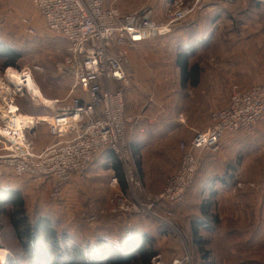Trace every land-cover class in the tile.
I'll list each match as a JSON object with an SVG mask.
<instances>
[{
  "label": "built area",
  "instance_id": "2783aa9c",
  "mask_svg": "<svg viewBox=\"0 0 264 264\" xmlns=\"http://www.w3.org/2000/svg\"><path fill=\"white\" fill-rule=\"evenodd\" d=\"M30 4L44 25L67 43L68 55L56 68L71 80L74 95L45 122L53 142L36 150L37 143L28 139L36 118L23 115L17 102L24 93L36 96L34 80L21 75L22 83L16 85L9 76V71L15 70L7 68L0 74V165L20 178L47 180L51 197L59 200L73 175L85 172L104 150L112 151L123 164L128 194H113L107 209L81 211L89 224L106 216L137 214L168 225L163 216L171 215L184 202L203 153L219 152L225 134L251 131L264 120V85L232 84L227 104L210 114V127L179 144V165L164 188L150 194L133 172L126 137L125 102L134 92L126 56L138 44L169 34L185 20L186 5L157 21L146 12L123 14L106 6L105 0H30ZM30 21L23 19L21 24L25 33L34 37ZM116 184L117 179H112L110 185ZM181 243L183 253L168 264L191 263L192 250L185 238ZM2 247L0 233V250ZM150 264L165 263L155 253Z\"/></svg>",
  "mask_w": 264,
  "mask_h": 264
},
{
  "label": "crops",
  "instance_id": "0c3cea01",
  "mask_svg": "<svg viewBox=\"0 0 264 264\" xmlns=\"http://www.w3.org/2000/svg\"><path fill=\"white\" fill-rule=\"evenodd\" d=\"M202 5L204 6L199 8L197 17L207 16L212 22L209 23L212 27L221 23L220 20L223 17L230 21V59L228 63H225L226 66L228 65L229 71L227 67L225 69L223 64H220L215 71L210 73L207 82L203 78L202 71L198 87L186 86L183 88L180 83V70L176 64L174 73L164 74L165 64L162 62L152 63V59L147 61L143 56L147 52L143 54L140 52L149 51L148 54L151 56V46L153 47L155 44L156 51L159 44L163 42L159 44L149 43L152 40L143 42L126 56V66L134 88L132 97L125 102L126 137L133 172L147 192H158L164 188L168 177L179 165L181 155L178 149L179 144L188 142L192 138L189 133L184 131L187 127L186 122L182 120L184 111L178 112L176 94L179 96L186 89L193 88L198 89L199 97L220 98L223 96L225 98L224 101L213 103L207 123L202 125L201 130L198 131L202 132L211 125L210 114L223 108L228 102L229 90L226 89L224 94L217 89L218 87H227L225 84L227 79L237 81L242 87L264 85V12L259 16L257 13L242 16L241 19H245L246 22L242 23L243 26L240 30L237 24L239 13L236 9L225 10L222 6H215L214 2ZM192 27L198 28L199 24H193ZM178 29L171 32L170 38L176 35L185 39L184 36L188 29L183 26ZM0 42L9 46V0H0ZM157 55L158 53H155V57ZM198 64L202 67L203 63L198 62ZM206 83H211L209 90H207ZM114 87L117 88L116 85ZM226 93H228V97ZM183 139L185 140L183 141ZM42 148L36 146V150ZM206 153L210 152L205 151L203 155ZM237 157L241 158L243 165H239L236 170H231V174L226 175L224 182L220 181L218 177V180L213 183L215 185L213 191L219 202V223L207 224L204 222L206 231L201 235L208 234V229L210 232L213 230L215 241L229 244V254L231 258L233 257L231 264H264V172L261 175L263 182L259 188L244 192L235 187V183L243 180L244 175L248 173L244 164L248 163L249 168H252L254 157L261 159V162L264 163V120L251 131L225 134L213 163L219 167L223 164L233 163ZM113 159L118 160L121 164L123 185L118 182L115 186L110 185L111 180L116 177L112 170L106 168L110 167ZM97 167H101L104 171L103 177L105 174L108 175L105 184L115 190L114 194H128L123 164L112 151L104 150L89 165L86 170H90L88 173L85 171V174L74 175L63 186L61 200L49 199L51 185L47 180L20 178L15 176L11 169L0 166V200L8 204L9 195L14 191H19L26 196L28 211L33 210L36 206L35 209L43 211L38 215L43 214L54 219L55 222L58 219H63L64 226H76L75 219L83 209L88 211L103 210L102 203H100L101 205L94 204L93 180L99 177V174L95 172ZM224 175L225 173L222 174V176ZM47 191L49 192L47 193ZM101 194L105 195L107 192L103 190ZM101 202L105 203L103 199ZM7 217L0 214L1 221L8 219ZM126 217L128 215H125L124 219L129 222V225L127 222L124 224L129 231L138 232L146 229L144 224ZM111 222V219H105L99 226H107ZM6 230L12 233L8 223L0 230L1 235ZM209 255L213 259L216 258L212 252Z\"/></svg>",
  "mask_w": 264,
  "mask_h": 264
},
{
  "label": "rangeland",
  "instance_id": "374dc122",
  "mask_svg": "<svg viewBox=\"0 0 264 264\" xmlns=\"http://www.w3.org/2000/svg\"><path fill=\"white\" fill-rule=\"evenodd\" d=\"M207 2H214L215 6H222L225 10L236 9L239 13L237 24L240 30L242 28L241 26H243L242 23L246 22L245 19H241L242 16L251 13H257V16H259L264 12V3L261 0H174L172 2L171 0H105L106 6H116L124 14H140L146 12V14H149L157 21H163L166 15L172 10H175L179 5H186L184 8L187 13L185 20L173 28V30H177L183 26L185 29H188L184 36L185 39H181L176 35H173L171 39L170 34L172 30L169 34L160 39H150L152 42L149 43L152 44L163 42L159 44V48L156 51L155 44L153 47L151 46V56L148 54L149 51L140 52L142 54L147 52L143 55L144 58L146 57L145 60L147 61L152 59V63L158 62L159 64L162 62L165 64L164 74L174 73L176 56L179 52L191 54L192 63H203L201 68L203 71V78L206 82L210 73L215 71L220 64H223L222 66L225 69L227 67L229 71L228 65L226 66L225 63H228L230 59L229 19L223 17L220 20L221 23L216 27H212L209 24L212 22H210L207 16L197 17V12L200 11L199 8L201 6L203 7L204 5L202 4ZM29 3L30 0L29 2L28 0H9V47L11 46L21 57L17 61L16 69L9 68V70H15V75H30L34 80L37 90L36 96L33 97L32 95L29 96L24 93L23 96L17 99V102L23 115L34 116L36 118L37 124L35 130L28 135V139L34 140V142L37 143V147H44L53 142V138L45 123L47 118L57 113L60 108L68 104L74 92H72L71 80L60 75L56 68V64L68 55L66 41L44 25L37 10ZM23 19H31L30 25L35 30V36L33 38L25 33L21 24ZM193 24H199V27L193 28ZM197 37L198 39H195ZM131 50L132 49L128 50L127 54H129ZM155 53H158L157 57H155ZM6 70L7 69L4 71L0 70V74L3 75ZM225 84L227 87L217 88L224 94L226 89L230 90L232 84L239 83L232 79H227ZM206 85L207 90H209L211 83H206ZM198 95V89L193 88L186 89L183 93L181 92L179 96L176 94L178 112L181 110L184 111V119L182 120L186 122L187 126L184 131L189 133L192 137L196 132L201 130L202 125L207 123L209 113L213 108V103L225 100L223 96L220 98H204ZM226 96L228 97V93H226ZM184 140L185 139H183V141ZM206 154L202 155L200 158L195 186L190 191L189 195L187 193L184 202L171 211L172 217L169 218L168 216L170 215L163 216V219L169 226L159 225L163 232L157 236L154 249L161 256L165 264H168L172 258L180 256L183 253L181 240L184 238L192 250L190 264H231L233 259L229 254V244L215 241L216 237L213 234V230L210 232L208 229V234L201 235L206 229L202 227L204 224H199L198 235L204 241L205 249L208 250L209 254L212 252V255L214 254L216 257L213 259L212 256L209 255L210 258L207 262L204 263L201 261L200 254L197 251V244L193 237V226L196 223H200L199 216H201V214L199 209L205 204V201H208V198L211 197L210 195L214 193L213 187L215 185H213V183H215L218 177H221L224 172L230 171L231 168L236 170L239 165H243L242 160L240 157H237L233 160V163L223 164L218 167L213 163L217 152ZM244 165L248 173L245 172L246 174L243 180L237 181L235 187L239 191L244 192L259 188L263 182V176L261 177V175L264 172V163L261 162V159L254 157L251 164L252 168H249L248 163ZM95 172L99 174V177L93 180L94 204L102 203V205L100 204L101 207L103 206L102 209H107L106 204L109 205V198L114 194L115 190L109 188L105 184L108 175L105 174V177H103L104 171L101 167L95 168ZM90 190H92V188H90ZM103 190L106 191L107 194L102 195L101 193ZM48 192L49 191H47V193ZM51 192L52 191H50V193ZM158 192L148 193L155 194ZM101 198L105 203L101 202ZM49 199L53 200L51 196H49ZM35 207L33 211H30V217H34L43 212L41 209H35ZM125 215L126 214H120L114 217H102L97 224L104 218L116 221L124 219ZM210 215L218 217L219 223V202L216 199V195L214 196V200L212 198ZM126 218H130V215ZM145 219L148 220V228L150 225L152 226L151 229L149 228L151 232L155 225L162 223L160 220L154 222L153 220ZM56 221L57 223L61 221L59 223L64 224L63 219H58ZM81 222L83 223L84 221L81 220ZM93 227L96 228V225H93ZM2 238V246L7 249H15L17 242L14 240L12 233L8 230L3 231ZM239 257L243 258L240 255ZM238 261L240 262L241 260L239 259Z\"/></svg>",
  "mask_w": 264,
  "mask_h": 264
},
{
  "label": "trees",
  "instance_id": "16d2710c",
  "mask_svg": "<svg viewBox=\"0 0 264 264\" xmlns=\"http://www.w3.org/2000/svg\"><path fill=\"white\" fill-rule=\"evenodd\" d=\"M20 58V54L15 52L11 46H6L0 42V70L16 69L17 61ZM175 64L180 70L181 86L183 88L186 86L198 87L202 68L198 63L191 62V54L179 52ZM106 169L113 171L118 184H124L121 164L118 160L113 159L110 167ZM231 170L235 169L231 168L230 171L224 172L225 175L219 177V180H225L226 175L231 174ZM195 179L187 193L195 186ZM210 196L208 201H205V204L199 209L200 223L193 226V237L197 244V251L204 263L209 259V252L205 249L204 241L198 235V226L199 224L205 225V223H218V217L210 215L212 198L214 200L215 194ZM0 214L8 216V219L0 220V230L6 227L8 223L12 230V236L17 242L15 249L8 248L15 260L14 264H150L156 253L154 244L157 236L163 232L159 225H165L158 222L159 224L155 225L151 232L149 228L151 229L152 226L150 225L148 228L146 217L133 214L130 215L129 220L144 224L146 229L132 232L124 224L127 222L125 219L114 220L107 226H99L105 218L98 224H89L80 217L79 213L74 222L76 226L68 227L43 214L30 217V211L27 210L26 205V196L19 191H14L9 195L8 204L0 200ZM78 218L84 222L82 223ZM150 220L157 222L154 219ZM127 223L129 225V222ZM93 225H96V228Z\"/></svg>",
  "mask_w": 264,
  "mask_h": 264
},
{
  "label": "bare ground",
  "instance_id": "6f19581e",
  "mask_svg": "<svg viewBox=\"0 0 264 264\" xmlns=\"http://www.w3.org/2000/svg\"><path fill=\"white\" fill-rule=\"evenodd\" d=\"M9 76L10 77H14L12 80H10V82L15 83L16 85L22 83L20 74L19 75L18 74L15 75L12 71H9ZM17 79L20 80V81H17ZM75 175H77V174H75ZM11 260H12L11 253L9 252V250L6 247L3 246L2 249L0 250V264H10Z\"/></svg>",
  "mask_w": 264,
  "mask_h": 264
},
{
  "label": "water",
  "instance_id": "95a60500",
  "mask_svg": "<svg viewBox=\"0 0 264 264\" xmlns=\"http://www.w3.org/2000/svg\"><path fill=\"white\" fill-rule=\"evenodd\" d=\"M15 263V260L14 258L11 260L10 264H14Z\"/></svg>",
  "mask_w": 264,
  "mask_h": 264
}]
</instances>
